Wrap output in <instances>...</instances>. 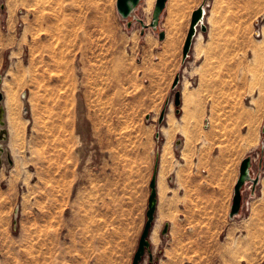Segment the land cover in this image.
<instances>
[{"label": "rangeland", "instance_id": "374dc122", "mask_svg": "<svg viewBox=\"0 0 264 264\" xmlns=\"http://www.w3.org/2000/svg\"><path fill=\"white\" fill-rule=\"evenodd\" d=\"M116 2L0 0V90L9 114L6 145L12 157L11 167L0 160V264H132L128 244L135 238L139 244L144 223L138 212L147 210L157 158L161 205L171 193L168 175L178 173L181 179L183 171L190 176L194 163L200 174L197 181L189 177V187L235 178L246 148L262 179L255 196L246 186L243 206L246 198L250 208L228 219L216 236H179L166 253L159 217L150 236L153 263L264 264V38H256V23L249 22L248 49L234 50L228 73L202 74L204 63L183 68L177 45L160 52L151 29L142 35L139 22L129 28ZM144 4L137 16L149 23L153 10L144 13ZM247 14L252 12H233L238 40L246 37ZM256 16L264 23V10ZM20 21L24 30L19 36ZM178 73L180 114L172 90ZM80 95L94 151L85 163L77 151ZM168 98L173 110L159 125ZM235 135L242 136L243 147L220 146L232 161H217L219 174L207 175L206 161L216 154L214 140ZM181 138L186 142L182 150L176 147ZM160 145L161 156L156 152ZM197 193L186 189L185 195ZM96 206L102 226L90 241L86 218L83 241L81 213ZM142 264H150L148 256Z\"/></svg>", "mask_w": 264, "mask_h": 264}, {"label": "crops", "instance_id": "0c3cea01", "mask_svg": "<svg viewBox=\"0 0 264 264\" xmlns=\"http://www.w3.org/2000/svg\"><path fill=\"white\" fill-rule=\"evenodd\" d=\"M201 5H205V7L207 6L205 8L206 13L204 17L206 31H202L200 27H197L190 56L185 63L182 61V66L185 69L186 66L188 67L189 63H192L194 69L196 67L200 68L204 63L205 71H203L202 74L216 75L228 73V70L226 71L225 69L227 68L229 62L231 65L234 50L248 49L246 42L250 34L249 22L253 21L256 23L258 21L259 17L256 15L259 11L264 10V0H168L166 8L160 19L159 30L156 32L150 28L153 32L154 39L158 42V49H160V52H164L166 49L169 50L171 45H177L178 51H180L183 58V48L191 26L192 14ZM236 11L252 12V14H247L243 17L247 21L246 37L240 40H238L236 36L237 28L234 27L233 12ZM170 13L172 17L170 16ZM168 18H171L172 22H169ZM237 21L238 18L236 17V22ZM146 31H149V29ZM159 31H163L165 34V38L163 40H160L159 38ZM154 45H156L155 42ZM220 67H224V69ZM195 75L198 74L195 73ZM196 80L198 82L200 77ZM4 102L5 97L3 105ZM8 115V109L6 108L5 117L6 120L8 118L9 121ZM180 141L181 144L179 149L182 150L186 142L184 138H181ZM220 146L235 147L238 149L239 147H243V138L240 135H235L232 137L229 136L225 139L221 137L214 140L212 151L216 152V154L213 155L211 152L210 157H208L206 161L205 171L207 175H212V173L215 175L219 174V172H217V161L222 164H227L232 161L231 158L228 157V154L221 153L222 149ZM243 152L247 153L248 156L249 151L247 148L244 151H241V153ZM218 156H222L220 160H216V157ZM243 159L244 158L240 159V163ZM184 163L185 161L182 164ZM188 168L192 171L190 176L185 174L183 171L180 172L181 179H179L178 173L168 175V185L171 189V193L168 195L169 199L167 198L166 202L164 201L160 205V197L158 195L154 225L159 217L162 219L163 229L166 224L169 225L168 233L166 235L161 233L160 237L162 243L163 240L166 241V245L164 246L165 253L166 249H169L170 252L174 250V244L179 242V236L186 235L187 240H189L193 235L200 236L205 234L209 236H216L226 227L228 219H231L230 213L232 210L234 188L239 174H237L235 178L231 177L230 179H227L230 175H226L225 177L227 180L222 182L215 181L214 179H211L210 181L203 180L200 181L197 186L193 185L192 187H189V177L193 181H197L200 172L195 168L194 163L192 167ZM232 178H234V180ZM261 182L262 179H260L259 185ZM186 189H193L195 192L196 190H199L200 193L197 194L200 196L185 195ZM177 190L179 195L173 193ZM257 190L258 188L255 189V194L257 193ZM181 191L183 193H181ZM148 203L149 198L147 201V210ZM191 203H194L192 207H190ZM246 207L247 209L250 208V201L245 198V206L242 208L240 214L231 220L241 217ZM147 210L140 209L138 212V217L139 219L141 218L140 223L143 222L144 227L147 220ZM86 218L89 220V223H87L89 240H96L97 232L102 226V216L98 206H96L94 211L87 213L86 215L85 211H82L81 213V237L83 241L87 235L85 233L86 228L84 222ZM154 227L155 226H153V228ZM143 230L141 232H143ZM169 240L171 242V246ZM152 245L151 248H153ZM138 246L139 244L136 238L132 241V243L130 242L128 244V250L130 253L128 258L131 257L132 247V264ZM161 247H163L162 244ZM125 257L127 258V256Z\"/></svg>", "mask_w": 264, "mask_h": 264}, {"label": "water", "instance_id": "95a60500", "mask_svg": "<svg viewBox=\"0 0 264 264\" xmlns=\"http://www.w3.org/2000/svg\"><path fill=\"white\" fill-rule=\"evenodd\" d=\"M143 0H117V11L120 15V17L123 20L127 21V26L130 28L135 22H139L141 25V34L145 35L147 29H152L154 31L159 30V24L161 16L166 8L167 1L168 0H156L155 6L152 12V18L151 21L148 23L144 19L137 16V10L139 6L141 5ZM205 5L199 6L192 14V20H191V26L184 44L183 48V63L186 62V60L190 56V51L193 43V39L197 32V27H200L202 31H206V27L204 25V17H205ZM260 21L256 22V25H259ZM159 38L160 40H163L165 38V34L163 31H159ZM181 73H178L175 77V80L172 84V90L174 93V104L176 106V113L180 114L181 105H182V92H181ZM4 93L0 90V123L4 122V116L6 113L5 107L3 105L4 100ZM170 105V98L167 99L164 109L162 110L158 124L162 125L166 120V113L168 111V107ZM147 119H150V115L147 116ZM6 133V130L2 129L0 130V137H3V134ZM262 133L264 134V127L262 129ZM157 140H160L161 133L160 131L156 134ZM181 144V141L178 140L176 142V147L178 148ZM159 153V149L157 150ZM264 156V141H262V159ZM11 159V158H10ZM261 165V161H260ZM261 167V166H259ZM158 170H159V160L157 158L155 165H154V173L152 175V179L150 181V196H149V203H148V210H147V220L145 223L144 230L142 232L138 249L135 253L133 264H142V262L145 260L146 256L149 258V263L154 264V254L152 252L151 248V241L150 236L151 232L154 226L155 222V213L157 209V202H158ZM261 175L259 172H254V158L249 155L245 157L240 165L239 169V177L235 184L234 188V197H233V203H232V210L230 213L231 219H233L235 216L240 214L243 203H244V191L246 190V186L249 184L251 191V195H255V189L260 183ZM168 227L169 225L166 224L164 226V229L162 231L163 235H166L168 233Z\"/></svg>", "mask_w": 264, "mask_h": 264}, {"label": "bare ground", "instance_id": "6f19581e", "mask_svg": "<svg viewBox=\"0 0 264 264\" xmlns=\"http://www.w3.org/2000/svg\"><path fill=\"white\" fill-rule=\"evenodd\" d=\"M154 3H155V0H145V4L142 7L143 12L146 13L147 15H149L152 12V10H153ZM170 16H171V13H170ZM170 19L168 18V21L172 22V19H171V21H170ZM259 30H260V35L258 36L256 34V36H257L256 38L258 40L264 38V23L263 22H259ZM198 37H199V35H198ZM21 97H22L23 108H24L23 109V115L27 116L29 110H27V105H26V103H27L26 92H23ZM76 102H77L76 106L78 107L77 108L78 139H79V142H80L77 151H78V155L81 158L82 163H85V162L88 161V159L90 157H92L94 155V151H93L92 144L90 143V141L87 138L88 122H87V119H86V103H85V100L80 95L79 98H78V101H76ZM5 110H6V107H5ZM172 110H173V106H172V104H170L169 107H168V111H167L166 117L168 116V113L171 112ZM7 121H8V118L6 120V117L4 116V122L0 123V130H2V129L6 130V133L3 134V137H0V160H2L5 164H7L9 167H11L12 166V157L9 154L10 151H9L8 146L6 145V140H7V136H8V133H9V128H8ZM208 126H209V118L206 119V128H208ZM156 152H157V150H156ZM159 154L161 156V145L159 147Z\"/></svg>", "mask_w": 264, "mask_h": 264}, {"label": "built area", "instance_id": "2783aa9c", "mask_svg": "<svg viewBox=\"0 0 264 264\" xmlns=\"http://www.w3.org/2000/svg\"><path fill=\"white\" fill-rule=\"evenodd\" d=\"M256 26H257L256 34L259 36L260 35L259 25H256ZM2 28L7 29L6 24L3 23ZM23 30H24V23L22 21H20L17 25L16 33L20 36L23 33ZM23 51H24V55L27 56V46L26 45H24ZM178 149H179V147H178Z\"/></svg>", "mask_w": 264, "mask_h": 264}]
</instances>
